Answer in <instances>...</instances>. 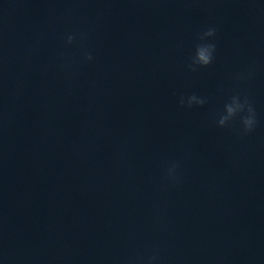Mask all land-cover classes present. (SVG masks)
I'll list each match as a JSON object with an SVG mask.
<instances>
[{
  "label": "water",
  "instance_id": "water-1",
  "mask_svg": "<svg viewBox=\"0 0 264 264\" xmlns=\"http://www.w3.org/2000/svg\"><path fill=\"white\" fill-rule=\"evenodd\" d=\"M209 26L215 59L190 72ZM78 32L93 60L69 74ZM193 93L207 103L180 107ZM235 93L246 136L214 123ZM153 253L264 264V0H0V264Z\"/></svg>",
  "mask_w": 264,
  "mask_h": 264
},
{
  "label": "clouds",
  "instance_id": "clouds-1",
  "mask_svg": "<svg viewBox=\"0 0 264 264\" xmlns=\"http://www.w3.org/2000/svg\"><path fill=\"white\" fill-rule=\"evenodd\" d=\"M72 9L68 12L71 13ZM216 28L209 26L205 31L197 35V43L195 45V53L190 57V62L187 64V68L190 72H197L200 68L208 67L215 59L216 45L210 42V39L215 37ZM89 38L87 32L68 33L66 34V43H77L83 50L79 59L68 58L64 63V68L69 74H71L76 66L79 64L91 62L93 60L92 53L87 50L85 44ZM252 71L249 70L246 73L237 74V80L250 79ZM207 103V99L199 97L195 93L190 96H181L179 98L180 107L192 108L203 107ZM239 119L241 125L239 135L246 136L252 133L257 124V114L253 103L248 96L235 93L229 97L224 103L223 110L218 112L214 117V123L218 128L230 127L232 122ZM181 164L180 161H171L167 164L165 169V179L171 184H179L182 180L180 175ZM159 254L153 253L148 257L131 256L128 258L126 264H159Z\"/></svg>",
  "mask_w": 264,
  "mask_h": 264
}]
</instances>
